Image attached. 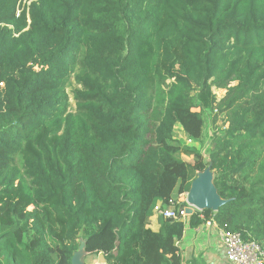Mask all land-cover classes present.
Instances as JSON below:
<instances>
[{"label": "trees", "instance_id": "16d2710c", "mask_svg": "<svg viewBox=\"0 0 264 264\" xmlns=\"http://www.w3.org/2000/svg\"><path fill=\"white\" fill-rule=\"evenodd\" d=\"M19 1L0 0V264H72L81 243L181 264L186 205L161 214L206 169L224 204L190 226L264 249V0Z\"/></svg>", "mask_w": 264, "mask_h": 264}, {"label": "crops", "instance_id": "0c3cea01", "mask_svg": "<svg viewBox=\"0 0 264 264\" xmlns=\"http://www.w3.org/2000/svg\"><path fill=\"white\" fill-rule=\"evenodd\" d=\"M214 175L206 169L202 173H198L195 180L191 184L190 194L196 200L206 198L205 191H212L215 196L213 187ZM206 188V189H205ZM205 189V190H203ZM182 215V221L185 225L182 239L177 242L180 250L181 264L196 262L197 264H228L225 259L224 250L218 237V227L215 223H203L197 227L190 226V217L200 208L194 207L190 203L186 204ZM198 212V211H197ZM150 230L158 232L160 229L159 217L153 215L148 225ZM80 245H83L81 243ZM76 257L72 259V264H106V260L102 255H87L83 251H78Z\"/></svg>", "mask_w": 264, "mask_h": 264}, {"label": "built area", "instance_id": "2783aa9c", "mask_svg": "<svg viewBox=\"0 0 264 264\" xmlns=\"http://www.w3.org/2000/svg\"><path fill=\"white\" fill-rule=\"evenodd\" d=\"M187 197L188 193L173 195L169 201V206L162 211V217L164 219H176V207L180 204H188ZM184 209L180 213L181 219ZM160 211L161 206H156L154 209V215L159 216ZM197 211L200 212L201 210ZM218 237L222 244L225 259L228 264H264V249L257 242L253 240H244L240 234L220 229H218Z\"/></svg>", "mask_w": 264, "mask_h": 264}, {"label": "rangeland", "instance_id": "374dc122", "mask_svg": "<svg viewBox=\"0 0 264 264\" xmlns=\"http://www.w3.org/2000/svg\"><path fill=\"white\" fill-rule=\"evenodd\" d=\"M33 2H36V0H20L18 2V12L20 13L24 8L29 7ZM77 85L74 82H70L65 90H64V95L66 96V101L68 103V111L73 112L75 110V104L73 101V91L77 89ZM213 95L215 96V99L217 102H219L226 94L225 90L218 89L213 87L212 88ZM210 116L211 114L207 111L204 112L203 114V120H204V128H203V137L202 141L195 146V149L203 156L204 159H207L208 157V151H209V143L211 141V136H212V126L210 124ZM223 123V116L219 115L218 116V121L217 125H221ZM176 136L179 138L186 146L189 145V143L186 142L185 136L182 132L179 131V129H176ZM184 160L190 161V158L187 157H182ZM187 207V206H186ZM79 252L75 254L74 257L77 256Z\"/></svg>", "mask_w": 264, "mask_h": 264}, {"label": "water", "instance_id": "95a60500", "mask_svg": "<svg viewBox=\"0 0 264 264\" xmlns=\"http://www.w3.org/2000/svg\"><path fill=\"white\" fill-rule=\"evenodd\" d=\"M214 187V186H213ZM206 189V188H205ZM203 189V190H205ZM190 193V192H189ZM206 198L201 199L200 201L196 200L194 197H192V193L190 194V198L188 200V203L193 205L194 207L203 209H210L212 211H217L218 208L224 204V201L220 200V198L215 193V196L213 195L212 191H205ZM84 246L80 245L79 251H83Z\"/></svg>", "mask_w": 264, "mask_h": 264}]
</instances>
